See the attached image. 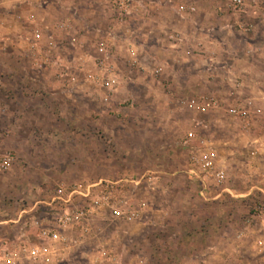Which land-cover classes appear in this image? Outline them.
I'll return each instance as SVG.
<instances>
[{"label":"rangeland","instance_id":"obj_1","mask_svg":"<svg viewBox=\"0 0 264 264\" xmlns=\"http://www.w3.org/2000/svg\"><path fill=\"white\" fill-rule=\"evenodd\" d=\"M128 1L120 21L114 0H0V153L44 169L22 175L24 201L0 186V217L28 210L0 247L47 250L24 264H264V0ZM207 150L222 185L191 172ZM77 183H99L87 229L41 239Z\"/></svg>","mask_w":264,"mask_h":264},{"label":"built area","instance_id":"obj_2","mask_svg":"<svg viewBox=\"0 0 264 264\" xmlns=\"http://www.w3.org/2000/svg\"><path fill=\"white\" fill-rule=\"evenodd\" d=\"M114 4L116 5L115 8L120 21H123L133 9V5L128 0H114ZM185 8L184 6L181 7L182 10ZM190 9L193 10V8ZM103 50L104 48L100 47V51L102 52ZM134 54L133 52L132 55L134 56ZM101 63H103V61H101ZM106 81L111 86L117 84L116 78L111 74L107 75ZM202 104L204 105L205 102L202 101ZM208 104L213 107H219L218 103L213 98L208 101L207 105ZM244 104L238 103L230 107L228 109L229 114L234 119L247 117L249 111ZM215 158L216 154L212 150L194 153L191 156V163L193 164L191 172L197 176L198 174L195 169L208 173L212 172L215 174L217 182L222 185L224 184L225 175L222 170H218L219 168L216 167ZM11 163L12 157L10 154L0 153V169L8 168ZM200 180H202V178H200ZM98 184L99 183L84 185L82 183H77L58 187L49 202V204L57 210H53L52 223L43 226L38 225L39 237L52 243L66 242L67 237L65 233L67 230H73L76 226L86 230L87 228L85 227L92 212L100 206V202L94 198V190ZM225 190L228 191L227 188ZM78 197L88 201L85 202L86 204L84 205L77 206L74 204V201H76ZM51 248L55 250L54 246ZM46 251V249L39 245H31L23 242L13 247H0V264H24L32 260H40Z\"/></svg>","mask_w":264,"mask_h":264},{"label":"crops","instance_id":"obj_3","mask_svg":"<svg viewBox=\"0 0 264 264\" xmlns=\"http://www.w3.org/2000/svg\"><path fill=\"white\" fill-rule=\"evenodd\" d=\"M22 157V155H20ZM25 157V155H24ZM12 164V163H11ZM10 164V165H11ZM9 165V167H10ZM8 167V168H9ZM12 167V166H11ZM0 169V186L4 187L6 193L8 194L9 198H13V200H16V201H24L27 199V197H25V190H28V189H32L33 185H29L27 183H25L26 179L23 178L22 175L24 174H27V173H31V174H34L37 178L38 174L39 173H44V169H39V168H36V169H29V167L27 168H24V169H21L19 167V169L16 167V165H13V168L12 169ZM51 172L52 169H49L48 172ZM41 180H42V177H41ZM2 182V183H1ZM3 184V185H2ZM41 184L42 181H41ZM36 188H39L40 185L38 183L35 184ZM19 186H22L24 188H20ZM27 186V187H25ZM32 186V187H31ZM22 190V191H18V193L16 192V190H19V188ZM260 190L264 191V189L260 188ZM12 201H7L8 204H10ZM35 205H38V202H35ZM25 212H28L27 209L25 208H21L18 213L15 215V217L13 216H9L8 218L6 217H0V223H7V222H19L20 221V218L22 216L23 213ZM16 246V245H15ZM3 247V246H1Z\"/></svg>","mask_w":264,"mask_h":264}]
</instances>
